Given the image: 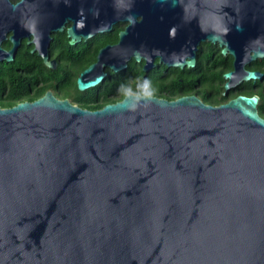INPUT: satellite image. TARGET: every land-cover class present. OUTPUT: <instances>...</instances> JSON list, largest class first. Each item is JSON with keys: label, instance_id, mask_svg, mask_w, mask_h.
<instances>
[{"label": "water", "instance_id": "obj_1", "mask_svg": "<svg viewBox=\"0 0 264 264\" xmlns=\"http://www.w3.org/2000/svg\"><path fill=\"white\" fill-rule=\"evenodd\" d=\"M25 8L38 27L69 12L86 37L132 21L81 89L105 79V62L193 67L205 40L235 57L226 90L262 76L246 64L264 56V0H0V61ZM257 103L128 93L89 109L47 92L0 105V264H264Z\"/></svg>", "mask_w": 264, "mask_h": 264}, {"label": "flooded vegetation", "instance_id": "obj_2", "mask_svg": "<svg viewBox=\"0 0 264 264\" xmlns=\"http://www.w3.org/2000/svg\"><path fill=\"white\" fill-rule=\"evenodd\" d=\"M18 1L20 0H12L13 3ZM16 13L21 15L16 18L18 22L25 23L26 26L20 30L17 26H13L1 42L5 52L14 50L12 59L8 60L5 57L0 61V82L4 97H8L15 90L24 94L21 101H33L51 92L56 98L69 99L82 107L98 109L122 100L128 93L142 94L131 89L140 87L141 80L146 82L151 76L163 75L158 73L159 65L165 64L160 62V57H156V65L149 71L144 68L145 58L137 60L136 57H132L127 60L126 68L118 71L105 62L101 66L107 74L105 79L95 87L81 89L78 80L85 74V70L98 61L101 49L107 47L112 49L121 42V33L127 30L132 21L120 17L110 29L86 37L85 30L77 24L74 16L69 12H65L62 19L47 16L42 27L32 26V21L38 14L33 8L18 9ZM141 20L142 16L139 15L137 22ZM207 53L212 55L210 66L215 68L216 72L224 70L223 80L215 75L217 87H205L201 84L202 79H206L203 74L206 71L205 66L202 65V69H199L203 59L206 58H202L201 55L205 56ZM134 62L142 63L137 72L131 71ZM234 62V55L229 51L225 53L222 45L205 40L199 45L196 54L194 68L198 72L188 70L192 68L189 66L181 68L185 71L180 80L186 79L193 85V81L197 79L196 90L190 94H196L200 98L213 96L219 90L217 88L223 87L222 94L219 95L220 103L241 94L258 96L256 108L264 118V56L255 57L246 64L248 70L260 72L262 74L260 78L238 80L235 77L231 80L232 86L226 90V83L230 79L225 73L234 69ZM89 74H92V71ZM90 97L93 101L89 99ZM92 105L99 107L92 108Z\"/></svg>", "mask_w": 264, "mask_h": 264}, {"label": "trees", "instance_id": "obj_3", "mask_svg": "<svg viewBox=\"0 0 264 264\" xmlns=\"http://www.w3.org/2000/svg\"><path fill=\"white\" fill-rule=\"evenodd\" d=\"M93 54H92V60L94 59ZM201 56L202 58L206 57L205 59H203V62L199 66V69H202V65L205 66V69H206L205 73H203L205 74L204 78L206 79H202L201 84L204 85L205 87H213V86L217 87L215 86V83L217 81L215 75L223 80L224 70L221 72H216V69L210 66L211 65L210 59L212 57L211 54L207 53L205 54V56L203 55ZM141 65L142 63L136 64L134 62V64L132 65L131 71L137 72L138 68ZM230 66L228 68H230ZM188 70L198 72V70H196L194 66L192 68H189ZM184 71L185 70L181 69L180 67H174V66L169 67L165 64H160L158 73L163 74V75L151 76L146 81L149 83L150 89L153 91V95L160 96V97L176 98L180 95H184L185 93L190 94L192 91L196 90L195 85L197 83V79L193 81V85L190 84V82L186 79L180 80V77L182 76V73ZM157 79H159V81H157ZM141 82L142 84L140 85V87H137V89H131V90H136L138 92L143 93L144 91L143 84L145 83V81L141 80ZM217 89L219 90L213 96H210L208 98L203 96L202 99L204 101H207L208 103H213V104L220 103L221 100L219 98V95L222 94L221 91L223 87H219ZM2 92H3V86H2V83L0 82V105L3 107L13 106L17 104L19 101H21L22 98L24 97V94H21L20 92H16L15 90L8 97L2 96ZM89 99L93 101V98L91 99L90 97ZM97 106L98 105L96 106L92 105V108H96Z\"/></svg>", "mask_w": 264, "mask_h": 264}, {"label": "clouds", "instance_id": "obj_4", "mask_svg": "<svg viewBox=\"0 0 264 264\" xmlns=\"http://www.w3.org/2000/svg\"><path fill=\"white\" fill-rule=\"evenodd\" d=\"M142 95H144L146 97H151L153 95V91L150 89V85L147 81L144 84V91H143Z\"/></svg>", "mask_w": 264, "mask_h": 264}]
</instances>
